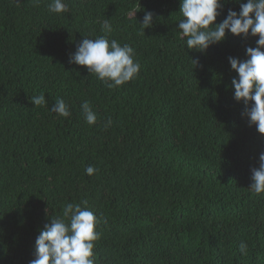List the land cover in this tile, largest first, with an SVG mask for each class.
<instances>
[{
  "label": "trees",
  "instance_id": "trees-1",
  "mask_svg": "<svg viewBox=\"0 0 264 264\" xmlns=\"http://www.w3.org/2000/svg\"><path fill=\"white\" fill-rule=\"evenodd\" d=\"M50 2L0 0V264H29L45 224L83 200L100 220L95 264H264V194L249 189L264 134L242 117L228 62L258 37L201 53L180 35L181 0H64L61 14ZM246 2L225 0L215 23ZM103 35L141 65L122 86L69 62ZM60 98L68 117L50 110Z\"/></svg>",
  "mask_w": 264,
  "mask_h": 264
},
{
  "label": "clouds",
  "instance_id": "clouds-1",
  "mask_svg": "<svg viewBox=\"0 0 264 264\" xmlns=\"http://www.w3.org/2000/svg\"><path fill=\"white\" fill-rule=\"evenodd\" d=\"M39 5L40 0H34ZM225 0H181L180 20L177 27L182 37H187L186 45L189 50L204 53L212 45L227 39L229 34L237 37H258L256 47L245 49L247 59L229 56L228 62L234 77L231 86L234 89V99L242 102L244 110L242 117H246L249 126L255 125L257 131L264 134V0H247L240 3V11L227 10L222 21L215 23L217 17L224 11ZM50 13L61 14L68 10L64 0H51L47 5ZM153 13L145 11L142 31L152 27ZM104 33L112 32L109 20L102 22ZM134 48L128 44L121 45L116 39L109 40L107 35L95 39L84 37L77 46L75 53L70 55L69 62L85 66L89 74H95L97 79L104 82L108 88L122 86L132 81L139 74L141 65L134 59ZM195 64L199 62L193 60ZM34 106H45V95L30 97ZM86 122L93 125L96 114L90 103L85 101L81 105ZM60 116H70L69 108L64 99H57L50 109ZM112 124L109 117L107 126ZM96 169L86 168L88 175L94 174ZM252 183L250 190L255 194H264V152L259 155V167L251 169ZM106 222V221H105ZM100 220L87 207V201L80 203H66L62 215L50 219L45 224L35 241V258L29 264H95V243L100 239L96 231ZM247 244L241 242V254H247Z\"/></svg>",
  "mask_w": 264,
  "mask_h": 264
}]
</instances>
